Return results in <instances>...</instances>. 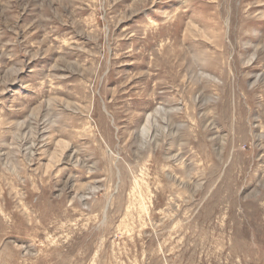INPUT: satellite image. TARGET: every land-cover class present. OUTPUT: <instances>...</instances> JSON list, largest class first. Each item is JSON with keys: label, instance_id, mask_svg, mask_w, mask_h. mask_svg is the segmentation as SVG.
I'll return each instance as SVG.
<instances>
[{"label": "rangeland", "instance_id": "374dc122", "mask_svg": "<svg viewBox=\"0 0 264 264\" xmlns=\"http://www.w3.org/2000/svg\"><path fill=\"white\" fill-rule=\"evenodd\" d=\"M0 264H264V0H0Z\"/></svg>", "mask_w": 264, "mask_h": 264}, {"label": "bare ground", "instance_id": "6f19581e", "mask_svg": "<svg viewBox=\"0 0 264 264\" xmlns=\"http://www.w3.org/2000/svg\"><path fill=\"white\" fill-rule=\"evenodd\" d=\"M209 58V57H208ZM145 132H147L146 130H145Z\"/></svg>", "mask_w": 264, "mask_h": 264}]
</instances>
